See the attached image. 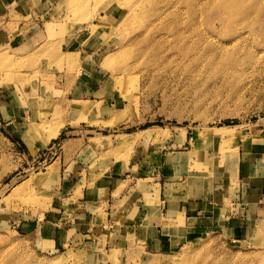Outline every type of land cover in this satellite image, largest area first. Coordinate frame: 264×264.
<instances>
[{"label": "rangeland", "instance_id": "obj_1", "mask_svg": "<svg viewBox=\"0 0 264 264\" xmlns=\"http://www.w3.org/2000/svg\"><path fill=\"white\" fill-rule=\"evenodd\" d=\"M217 1L0 0V264H264V220L254 219L168 252L140 240L126 246L115 222L99 223L95 236L46 245L52 232L72 228L79 192L62 174L77 160L68 151L79 146L67 144L75 133L41 143L66 125L63 75L80 64L65 51L75 45L104 71L113 103L106 118L73 120L95 149L92 177L154 149L202 148L218 129L229 131L216 151L222 160L224 148L264 136V24L225 23ZM246 1L264 22V0ZM123 137L131 142L122 145Z\"/></svg>", "mask_w": 264, "mask_h": 264}, {"label": "crops", "instance_id": "obj_2", "mask_svg": "<svg viewBox=\"0 0 264 264\" xmlns=\"http://www.w3.org/2000/svg\"><path fill=\"white\" fill-rule=\"evenodd\" d=\"M75 46L65 51L79 56L80 64L76 72L63 75V87L69 93L64 113L66 125L63 129L54 127L57 134L43 135L41 143L45 146L65 130L75 133L67 144L79 147L69 150L68 155L83 159V163L75 159L66 162L62 174L64 172V178L71 183L78 184L79 192L69 213L72 228L69 232L66 229L52 232L46 245L56 247L67 238L80 240L81 237L95 236L99 223L103 226L104 223L115 222L123 231L126 246L140 240L150 244L152 251L168 252L209 232L233 231L243 227L249 219L264 220L263 135L248 138L235 147L224 148L223 160L221 152L219 155L216 153L222 139L207 134L202 148L190 145L184 150H175L174 147L154 149L150 154L142 153L138 160L130 158L126 164L113 161L106 169L97 168L94 170L96 176L92 177L91 157L95 149L78 134L80 129L73 120L81 119L86 113L89 123L106 118L113 103L104 94L109 86V80L103 79L106 77L104 71L95 69L94 56L84 46ZM78 102L86 107L77 109ZM31 115L21 114L26 120ZM84 122L82 120L79 124ZM22 123L28 124L23 121L18 125ZM19 134L24 135L22 131ZM176 136L174 133L173 146ZM213 145H216V150L211 148ZM149 155L156 161H148L146 157ZM63 213L66 211L62 209L53 218H60Z\"/></svg>", "mask_w": 264, "mask_h": 264}, {"label": "bare ground", "instance_id": "obj_3", "mask_svg": "<svg viewBox=\"0 0 264 264\" xmlns=\"http://www.w3.org/2000/svg\"><path fill=\"white\" fill-rule=\"evenodd\" d=\"M215 2V1H214ZM142 3V2H141ZM215 8L218 10V12L223 16L225 23H233V25H235L234 23H237L242 21H246V20H252V24L248 25L247 27L252 30L254 27V24H259V23H263V21H261V18L258 19L257 17H254V14L257 12L256 9H254L252 6H249L247 4L246 0H218L215 4H214ZM262 17V16H261ZM241 22V23H242ZM248 22V21H247ZM240 23V24H241ZM257 24V25H258ZM213 27V26H212ZM263 28V27H262ZM242 29V28H241ZM244 30V29H243ZM248 30V29H247ZM252 32V31H251ZM248 33L245 31H235L234 35L239 38H243L244 36H246ZM251 35V34H250ZM264 36V35H263ZM232 37V36H231ZM238 38V39H239ZM246 38V37H245ZM248 38V37H247ZM260 38H258L259 40ZM256 41V40H255ZM249 53V52H248ZM4 57V56H3ZM86 105L84 103H77L76 104V108L77 109H82L85 108ZM229 133V131H226V129H218L214 132H212V134L215 137H220V138H225V134ZM131 142V139L128 137H123L120 141V143L122 145H126L129 144ZM118 143V142H117Z\"/></svg>", "mask_w": 264, "mask_h": 264}]
</instances>
